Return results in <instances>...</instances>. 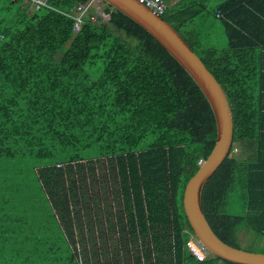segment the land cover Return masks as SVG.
Returning <instances> with one entry per match:
<instances>
[{
    "label": "trees",
    "instance_id": "trees-1",
    "mask_svg": "<svg viewBox=\"0 0 264 264\" xmlns=\"http://www.w3.org/2000/svg\"><path fill=\"white\" fill-rule=\"evenodd\" d=\"M86 1L50 0L52 9H36L26 0H0V160H41L32 169L65 242L54 249L51 239L18 238L4 228L0 264H100L106 249L98 241L112 230L120 234L116 255L127 264H238L210 253L200 261L187 245L195 234L184 190L217 136L208 100L157 39L111 5L103 2L105 15L76 31L63 12ZM213 12L228 44L200 46L203 54L169 12L163 16L229 99L234 155L206 183L202 204L215 233L242 248L241 232L264 242V0H227ZM100 160L111 164V206L119 214L102 191L88 190ZM11 201L4 215L13 220ZM100 204L106 221L94 209ZM32 251L38 259L20 260Z\"/></svg>",
    "mask_w": 264,
    "mask_h": 264
},
{
    "label": "water",
    "instance_id": "water-1",
    "mask_svg": "<svg viewBox=\"0 0 264 264\" xmlns=\"http://www.w3.org/2000/svg\"><path fill=\"white\" fill-rule=\"evenodd\" d=\"M145 28L181 64L208 100L216 120L215 146L184 190V209L195 237L213 255L238 264H264V253L234 247L213 230L203 209V190L231 151L234 118L229 99L215 75L182 34L164 16L158 15L139 0H102Z\"/></svg>",
    "mask_w": 264,
    "mask_h": 264
},
{
    "label": "rangeland",
    "instance_id": "rangeland-1",
    "mask_svg": "<svg viewBox=\"0 0 264 264\" xmlns=\"http://www.w3.org/2000/svg\"><path fill=\"white\" fill-rule=\"evenodd\" d=\"M170 15L168 14L169 19L174 25H176L177 22H175L172 15ZM103 18L104 22H106L108 21L109 16H105ZM216 23L217 25H212L209 23L194 24V28L197 30L198 35L205 46L204 48L213 47L222 49L228 44V36L223 24L220 20H216ZM121 35L124 37V34L121 33ZM192 45L199 54H203L204 48H201L198 45ZM39 161L41 160H0V197L2 199V201H0V204L2 205V211H0V216L2 215L0 219V235L2 234V230H4V228L13 230V232L17 231V233H19L17 236L18 238H23L33 234L34 236L31 235L29 237H38L39 240L41 237L43 240L51 239L53 244L50 245H53L55 247L54 249H59L58 247L60 246L63 249L65 242L59 227H57L56 222L51 217V211L41 193V185L38 174L32 169V167L39 164ZM91 167H93V165ZM94 169V172H90L88 175L89 181L91 183V188H88V190H90V193L93 195L97 194L98 191H102L105 198L103 202L110 206L108 208L110 210L112 209V213L116 212L119 214L121 208L118 210L117 204L115 202H112L113 205L111 206L112 196L110 194L109 187H113L112 192L114 194V192L117 191V184L110 162H107L106 164L105 161L100 160L95 163ZM9 198L12 199L10 204L15 203V201L17 202L14 205L13 216L11 217L13 220L8 219V217L4 215L5 207L8 205ZM115 207L117 208L116 211ZM78 208V205H74L75 211ZM94 209L96 210V213L101 216V218L104 214L107 215L106 212L108 209L106 212H104L101 204L96 206ZM81 210H79L77 213L80 214ZM47 227L50 228L47 230ZM102 227L103 226L99 225L96 226L98 233L101 232ZM93 235H97V233L93 232ZM119 236L120 234H117V232L114 233L112 230L110 235H103L104 238L98 241L102 246V250L105 248L107 251V253L105 251V254L101 256L102 259L100 260V264H111L110 258H112L113 264L128 263V257L124 258L123 256L118 257V255H116V248L121 247L118 244ZM240 238L244 240L241 244L242 248L250 251H264V242L256 238L255 235L254 238H252V236L250 237V235H247V233L241 232ZM43 243L44 242H41V244ZM80 251H83L82 247L80 248ZM120 252H123V249H120ZM29 254L33 259L39 258L37 253L32 251L29 252L28 255L24 253L20 257V260H22L24 257H29ZM57 254H59V252L56 251V255ZM39 255L40 259L41 257H46L45 259L49 258V255H47V253L44 254V252H39ZM3 257L4 256L1 258Z\"/></svg>",
    "mask_w": 264,
    "mask_h": 264
},
{
    "label": "built area",
    "instance_id": "built-area-1",
    "mask_svg": "<svg viewBox=\"0 0 264 264\" xmlns=\"http://www.w3.org/2000/svg\"><path fill=\"white\" fill-rule=\"evenodd\" d=\"M31 3V5L39 9L41 7L53 8L50 5V0H26ZM144 3L147 7L151 8L158 15L163 16L168 10V5L165 0H139ZM104 3L102 0H88L86 2L78 3L71 12H63L65 15L71 17L74 21V29L76 31L80 30L86 21H96L98 15L104 14ZM220 16V14H217ZM4 36L0 37V40ZM106 162V161H105ZM107 164V162H106ZM60 165V164H59ZM82 219H84V211L80 212ZM105 214L102 216L104 219ZM105 221L107 220L104 219ZM189 249L192 254L200 261H203L209 255L208 250L205 246L194 236H192L187 242ZM110 263L113 264L112 258H110Z\"/></svg>",
    "mask_w": 264,
    "mask_h": 264
},
{
    "label": "crops",
    "instance_id": "crops-1",
    "mask_svg": "<svg viewBox=\"0 0 264 264\" xmlns=\"http://www.w3.org/2000/svg\"><path fill=\"white\" fill-rule=\"evenodd\" d=\"M165 1L168 5L167 12H169L173 17V20L177 22V25L180 27L181 33L185 36V38L194 45L205 47L200 36L198 35L197 30L194 28V24L209 23L212 25H217L216 20H220V18L216 16L213 11L227 0Z\"/></svg>",
    "mask_w": 264,
    "mask_h": 264
},
{
    "label": "clouds",
    "instance_id": "clouds-1",
    "mask_svg": "<svg viewBox=\"0 0 264 264\" xmlns=\"http://www.w3.org/2000/svg\"><path fill=\"white\" fill-rule=\"evenodd\" d=\"M209 252V251H208ZM210 253V252H209ZM211 254V253H210Z\"/></svg>",
    "mask_w": 264,
    "mask_h": 264
}]
</instances>
